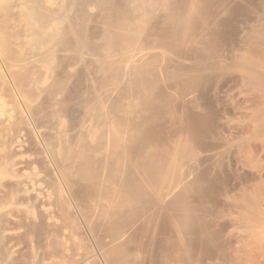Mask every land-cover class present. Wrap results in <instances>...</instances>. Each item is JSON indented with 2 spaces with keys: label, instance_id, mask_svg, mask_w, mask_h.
I'll return each instance as SVG.
<instances>
[{
  "label": "bare ground",
  "instance_id": "6f19581e",
  "mask_svg": "<svg viewBox=\"0 0 264 264\" xmlns=\"http://www.w3.org/2000/svg\"><path fill=\"white\" fill-rule=\"evenodd\" d=\"M18 1L21 7L26 8L27 16L34 24L33 26L27 24L32 27V32L35 29L32 34L28 26L31 32L29 35L32 37L37 34L35 27L43 29L53 27L54 22L61 19L49 16L52 11L46 7L47 0ZM86 1L82 0V4H86L84 3ZM234 1L95 0L94 5L103 16L99 20L103 19L102 25L106 27L103 38L106 36L110 42L109 52L107 54L100 52L96 56L94 53L100 47H91L90 40L88 43V38L85 39L87 33L84 32L88 20L92 21L90 13H87L86 6L84 10L79 0L67 1L70 10L71 8L78 10L77 12L75 10L74 14L76 16L78 13V17L73 15L76 21L74 25L73 21H70L73 26L68 24L71 29L66 32L65 23H70L67 18L72 17L74 13L72 11L71 16L68 15L66 18L70 11L66 5L67 14L60 20L64 22L66 30L65 27L62 29L65 30L67 37L70 33V37L80 47L79 50L90 53L76 52L79 55L71 57L80 61L79 66L84 64L86 67L87 62L93 63L99 74L97 81L94 79L96 81L94 89L91 86L92 103L88 100L91 107L83 109L81 113L83 119L79 124L78 121L76 123L74 116L77 108L70 106H68L70 109L62 108L63 105H59L55 93L48 97L47 108L43 99V102L40 100V104L36 103V99L27 100L23 106L30 110L33 120L31 116L30 119L32 123L35 122L40 138L38 142L34 136L33 143H30L28 137L32 138L30 135L33 131L23 128L24 126L21 128V124L17 126L18 121L14 119L17 115H13V123L12 115L9 117L12 110L7 108L8 111L6 109L5 112L4 106H0V264L12 263L9 258L12 247L10 239L13 238L10 226L17 224L16 221L20 219L21 215L16 214L19 209L21 212L22 208L38 211L40 209L41 215L44 212V216L48 214L49 217L59 212L65 220L74 213L72 212L74 209L70 213L67 199L62 197L58 182H61L69 198L76 205L75 208L77 207L85 229L96 247L95 253L84 243V246L93 252L77 254L78 243L75 242V235L63 231L60 233L58 232L60 228L56 229L57 224L54 225L53 231L57 233L52 235L53 243L50 246L54 255L66 264H94L95 261L102 264H213L217 260H224L225 263L226 251L230 246L226 241V225L218 208L222 206L223 201L229 199L233 188L244 186L252 179L247 169L248 161L251 160L248 142L254 135L264 132V103L256 114L251 115L252 124L249 123L252 129L250 128L248 133L244 132L247 134L239 136L235 131L236 135H231V138L225 135L227 139L222 129L219 130L220 126L215 121L213 108L207 102V96L220 89L219 86L226 85L228 81L256 86L264 91V16L259 20L252 14L256 8H252L254 9L252 11L250 8L251 14L246 15L244 20L243 18L238 20L233 17L235 13L231 9ZM14 2L13 4L9 2V6L11 4L16 6V1ZM13 13L12 10L9 11L10 15ZM259 14L261 15V12ZM252 19L256 20V24L250 26ZM95 20L94 22L97 21ZM89 24L87 25L90 26ZM40 34L41 32L38 36ZM63 35L62 32L60 36ZM0 36L3 39L2 34ZM57 36L58 29H55L43 42L49 43L48 38L55 39ZM38 38L41 37L34 40ZM101 39L100 41H104ZM43 42L41 40L40 43ZM55 42L58 45L60 43L59 40V43ZM0 44L4 46V43ZM55 44L51 47L46 44L41 49L40 57L43 61L40 68L44 71L42 75L38 73V76L42 79L33 74L36 77L34 83H37L36 90L39 96L43 93L46 96L47 91L55 92L52 90L54 82L56 80L55 83L60 82L56 77L55 81H51L53 86L50 84V71L45 66L54 54L60 55L56 54L58 48H55ZM74 44L71 43L69 46L73 47ZM6 45L4 46L6 48L1 49V52H4L2 54L10 51L8 49L10 44L7 45L8 48ZM254 52L260 55L259 58L253 56ZM8 53L4 58L9 56ZM33 53H36L35 50ZM71 54L69 53V56ZM37 59L39 58H33L36 61ZM55 60L57 62V59ZM7 64L9 68L7 66L6 68L10 70L18 66L16 62H11V59ZM66 64L69 65L68 62ZM73 65L77 66L75 63H72ZM54 66L51 70L55 69ZM89 67L88 70L92 66ZM37 68L34 70L38 71ZM65 69L67 72V68ZM79 69L80 67L76 70ZM15 72L14 70L12 75H17ZM79 74H82V71ZM65 75L64 73L63 78L68 83L72 76ZM78 77L80 78L79 75ZM65 81L61 83L64 84ZM48 82L51 87H48ZM31 85H29L31 90L23 88L28 94L26 91L22 92L23 89L21 92L26 95L20 91L17 93L23 95L25 99L32 98L31 94L36 91L32 93L34 84ZM62 89L63 86L57 91L61 90L62 93ZM28 91H31V94ZM63 91L66 93L64 89ZM80 92L76 91L77 94ZM72 93L74 95V92ZM88 94L89 92L87 96ZM66 95L68 98L72 96H68L70 93ZM66 95L60 96L65 100ZM87 99L89 98L82 101L85 105ZM214 99L212 101H216ZM64 100L61 101L65 105ZM74 100L76 99H73L75 103ZM41 102L44 108L38 106L42 105ZM192 105L196 109L207 110V113L191 111ZM80 106L82 107L81 103ZM81 107L78 106L80 109ZM7 112L9 116L5 115ZM89 114H92L94 122L86 128L84 117ZM177 115H180V118H177ZM65 119L71 121L69 122L71 126L67 127L69 129L65 128ZM13 125L21 129H16ZM30 126L31 124L29 128ZM36 126L34 125V128ZM50 165L56 168L58 182L51 180L53 177L47 175L51 170L48 168ZM45 167L49 172L45 173ZM237 174H241V177L236 183L234 181L237 178L234 179L235 185L231 187L229 181ZM261 178L258 177L260 181ZM234 183L231 182L232 185ZM250 183L254 184L252 180ZM260 184L258 182V187L262 186ZM262 188L258 190L261 191ZM260 193V196H264V192ZM256 194L257 192L244 195L241 203L247 212L246 215L257 224L253 231L259 232L262 239L264 205L258 201ZM207 203L208 206L211 205L209 208H206ZM28 218L30 220V217ZM75 233L73 231V234ZM48 234H51L49 230ZM85 235L84 238L81 237L85 239ZM257 237L260 239V236Z\"/></svg>",
  "mask_w": 264,
  "mask_h": 264
},
{
  "label": "rangeland",
  "instance_id": "374dc122",
  "mask_svg": "<svg viewBox=\"0 0 264 264\" xmlns=\"http://www.w3.org/2000/svg\"><path fill=\"white\" fill-rule=\"evenodd\" d=\"M14 1H16V6H15V4H14V6L12 5L13 3H15ZM67 1L68 0H47V2H46V7L47 8H49V10H51L52 12H50V14H49V16L52 18V16H53V18L55 17V18H59V17H61V19L63 18L64 19V17L66 16V12H67V9H68V7H69V9L68 10H70V4L69 3H67ZM83 1H86V0H83ZM88 1V0H87ZM84 2V3H86V4H92V6L89 4L88 6L86 5V4H82V0H79V2H81V4L83 5V7H84V10L87 8V13H90V17L92 18V21H91V19H89L88 20V22H87V24L88 23H90L89 25L90 26H88L87 24H86V26H85V33H87V36L86 35H84V37H85V39L86 38H88V43H89V40H90V46L92 47V46H94V47H100V48H98V50H99V52H93L94 54H95V56H96V54L97 55H99V53L100 54H107L108 52H109V48H110V42L108 41V39H106L107 37L105 36V39L103 38V36H104V30H106V27H104V25H102L104 22H102L103 21V19L102 20H99V18L101 19V18H103V16H101L100 14H99V11L100 10H97V9H99L97 6H95L96 4H95V2H93V1H95V0H90L89 2ZM92 1V2H91ZM235 1H236V3H235ZM234 2H232V4H231V9L233 10V12L235 13V15L233 16V17H236L238 20H241L242 18V20H244V18L246 19V15L248 16V15H250L251 13V11L252 10H254V9H252V8H256L255 10H256V13H254V11L252 12V14L253 15H255L256 16V18H259V20L260 19H262V17L264 16V0H245V1H241V0H235ZM9 2L10 3H12L11 4V6H9L10 4H9ZM70 2V1H69ZM243 4H242V3ZM244 2H245V4H244ZM252 2V3H251ZM95 4V5H94ZM66 5H68V7L66 6ZM252 5H254L253 7H252ZM259 5V7H257V6ZM18 6V7H17ZM85 6H86V8H85ZM262 6V7H261ZM8 7H10V9L8 8ZM14 7V8H13ZM66 7H67V9H66ZM97 7V8H96ZM260 7H261V9H260ZM251 8V9H250ZM56 9V11L58 12V13H56V11H53V10H55ZM248 9V10H247ZM249 9L251 10V11H249ZM11 11L12 10V13L14 14V16H13V14L12 15H10L9 14V11ZM21 11V14L20 15H18V13ZM76 10V12L78 11L77 9H75ZM75 10H73L72 8H71V10L70 11H68L69 12V14H67V16H66V18L67 17H69L68 15H70L71 16V14H72V11L74 12L73 14H72V17H70V18H67L68 20H69V22L72 20L73 21V23L72 22H70V23H65V25H67L66 27H67V30H66V27L64 26V22H60V20L59 21H55L54 22V24H53V27L51 26H49L48 28H45V29H43V28H41V27H35L36 28V33L37 34H35V35H33V36H35V37H32V35L30 34L29 35V33H31L32 32V27L30 26V25H27V24H31L32 26L34 25L33 24V22L31 23V21H30V19L28 18V13H27V11H26V8L25 7H21L20 6V2L18 1V0H0V29L2 30H0V34H2V38L3 39H1V36H0V41H2V40H4L3 42H0V43H4V46L8 43V44H10L9 45V48H8V44L6 45L7 46V48L10 50V51H7V50H4L5 52L7 51V52H9L8 53V57L7 58H4V56L6 57L7 55V52L5 53V54H2V53H4V52H1L2 50H3V48L2 47H4V46H2L1 44V48H0V102H1V104H0V106L1 107H3L4 106V109H5V112H6V109L8 108V109H11V110H9V111H11V112H9L10 113V116H9V113L7 112L5 115L6 116H9V117H11V115H12V117H11V121H13V115L15 116V115H17V116H15V120L17 119V121H18V123H16V125L18 126V125H20L21 126V128L23 127V128H26L27 130H31V131H33V132H31V135H30V137H32V138H29L28 137V139H30L29 141H30V143H33V140L35 139V140H37L38 142L40 141L39 139V135H38V130H37V126H36V124H35V122L34 123H32V120H33V118H32V114L31 113H29L30 112V110L28 109H26L24 106H23V104H24V102H26L27 100H34V99H36L35 101H36V103L37 104H40V100L42 101V99L44 100V106H45V104H46V108H47V106L49 105V100H48V97L49 96H51V95H53L54 93H55V95L54 96H56V98L59 100V102H60V104L59 105H63V107L62 108H64L65 107V109L66 108H69L68 106H70V108H77L76 110H75V118H76V123H77V121H78V123L80 124V120H82L83 119V114H81L82 113V111H83V109L85 108V109H87V107H91V104H89V101L88 100H90L91 101V103H92V95H93V93H90V91H92L93 92V90H92V88H91V86L93 87V89H94V84H96V79H98L97 78V75H99L98 73H97V69H96V66L93 64V63H90V62H87V64H86V67H87V65H88V63H90L89 65H88V67H87V69H85L86 67H84L85 65L84 64H82L81 66H79L80 65V61L79 60H74V57H71V56H76V55H79V53H83V51L84 50H82L81 51V49L79 50L78 48H80L79 46H77L76 45V41H74V39L72 38V37H70V33H68V37H70V38H68L67 36H66V32H69V29H71V27L74 25V21H76V19H75V17H78L77 15H78V13H77V15L75 16L74 14L76 13L75 12ZM237 10V11H236ZM258 10H260V11H258ZM63 11V12H62ZM16 12V13H15ZM261 12V15L259 14ZM22 13H23V15H22ZM26 15H25V14ZM54 13V14H53ZM61 13H64V14H61ZM91 13L94 15V16H96V15H98L97 17H93V15H91ZM95 13V14H94ZM101 14H102V12H100ZM241 13V14H240ZM15 14H16V16H15ZM60 14V15H59ZM75 17H74V16ZM10 16V17H9ZM100 16V17H99ZM255 16H253V17H255ZM27 17V18H26ZM74 17V19H72ZM98 18V19H97ZM255 18V19H256ZM97 21H96V20ZM253 20L249 25L250 26H253V25H255L256 24V20ZM94 20L96 21V22H94ZM102 23H101V22ZM232 21V20H231ZM255 21V22H254ZM27 22H30V23H27ZM92 22V23H91ZM73 25H72V24ZM233 23V22H232ZM68 24H70V26H68ZM92 24V25H91ZM28 26H29V28H31L30 30H31V32L29 31V28H28ZM232 26V25H231ZM65 27V30H66V32H65V30H63L62 28H64ZM69 27V28H68ZM104 28V29H103ZM55 29H58V36L57 37H55V39L53 38V39H51V38H48L47 39V42L49 41V43H46V42H43V40H44V38L46 39L47 37H49V34L50 33H52ZM29 31V32H28ZM35 31V29L33 30V32ZM33 32H32V34H33ZM41 32V34L39 35L41 38H38L37 40H34L36 37H39L38 36V33H40ZM63 32V34L66 36L65 38H63L64 37V35L63 36H60L61 35V33ZM65 32V33H64ZM249 32H251V31H249ZM84 33V34H85ZM105 35H107V32L105 31ZM89 36V37H88ZM101 36V37H100ZM60 37H62L63 38V40H64V43H63V40H62V38H60ZM90 38V39H89ZM99 38V39H98ZM100 38H102L101 40H103L104 39V41H100ZM40 39V40H39ZM71 39H73V40H71ZM93 39L95 40V41H93ZM41 40H42V42L43 43H40L41 42ZM58 40H59V42H58ZM68 40H71V41H73V42H71L72 44L73 43H75L74 44V46H76V47H72V46H69V45H71V43L68 41ZM87 40V39H86ZM7 43H6V42ZM39 41V42H38ZM45 41V40H44ZM55 41H57V43H59V45H61V46H59L58 44H55L56 42ZM31 42V43H30ZM35 43V44H33V43ZM62 42V43H61ZM66 42V43H65ZM100 42V43H99ZM103 42V43H102ZM107 42V43H106ZM28 45H27V44ZM33 44V45H31L30 47H33L34 48V50H35V54L33 53L34 52V50H33V48L32 49H30V47H29V45L30 44ZM98 43V44H97ZM102 43V44H101ZM37 44V45H36ZM46 44H48V46L49 47H51L52 46V44L54 45L55 44V48L57 49L58 48V50H57V53L56 54H60V55H55L54 54V56L53 57H51L48 61V63H46V65L45 66H47V68H48V70L50 71V76H51V79H50V81L49 82H53V80L54 79H56V77H57V79L59 80L60 79V82H57V83H55L54 82V86H53V83L51 82L50 84H52V90L54 91L55 90V92H53V93H51L50 91H49V93H48V91H47V95L45 96V94L43 93V94H41L40 96L38 95V91L36 90V84L37 83H34L35 82V80H36V77H38V78H40V79H42L41 77H39L38 76V73H41V75H42V73H43V71L44 70H42L41 68H40V65H41V62L43 61V59H42V57H40L41 56V49L43 48V46L44 45H46ZM68 44V45H67ZM100 44V45H99ZM13 45V46H12ZM56 45H58L57 47H56ZM67 45V46H66ZM96 45H98V46H96ZM11 46V47H10ZM62 46H64V48H65V52H66V54H64L65 52H64V48L62 47ZM54 47V46H53ZM59 47H60V49L61 50H59ZM63 48V51H62V48ZM4 48H6V47H4ZM13 50H12V49ZM29 48V49H28ZM77 50H76V49ZM96 48V49H97ZM102 48V49H101ZM104 48V49H103ZM2 49V50H1ZM17 51H16V50ZM67 50V51H66ZM70 50H72V52L70 51ZM74 50V51H73ZM76 50V51H75ZM16 53H15V52ZM29 51H33V52H29ZM58 51H60V52H58ZM12 52V53H11ZM37 52H38V54H37ZM67 52H68V54H67ZM76 52H79V53H76ZM85 52H86V54H90V53H88L89 51H84V53L83 54H85ZM15 53V54H14ZM33 53V54H32ZM69 53H72L70 56H69ZM256 52H254L253 53V56H255V57H257V58H259V56L260 55H258V54H255ZM74 54V55H73ZM76 54V55H75ZM93 54V55H94ZM255 54V55H254ZM12 55V56H11ZM11 56V57H10ZM14 56H16L17 58H15ZM10 57V58H9ZM13 57V58H12ZM39 58V59H37V61L36 60H33V58ZM57 57V58H56ZM60 57V58H59ZM71 57V58H70ZM77 57V56H76ZM75 57V58H76ZM7 59H8V61H7ZM9 59H11V62H16V64L18 65L14 70L17 72H15V74H17V75H12V74H14V70L12 71V70H10V69H7V68H9L8 67V64L6 65V63H8L9 62ZM52 59H53V61H52ZM55 59H57V62H56V60ZM63 59V60H62ZM66 59V60H65ZM13 60V61H12ZM39 60H41V61H39ZM73 60H74V62H73ZM7 61V62H6ZM33 61H35V62H33ZM71 61H72V63L74 64H77V66H72V63H71ZM79 61V63H77ZM56 62V63H55ZM68 62V64L69 65H67L66 63ZM50 63H53V64H50ZM55 63V64H54ZM58 63V64H57ZM60 64V65H59ZM71 64V65H70ZM35 65H37V66H35ZM49 65H51V66H49ZM55 65V66H54ZM92 66V67H95V68H92L91 67V69H92V71H91V69L90 70H88V68H90L89 66ZM6 66H7V68H6ZM39 66V67H38ZM49 66V67H48ZM55 67V69L57 70V71H55V69L54 68H52V70H51V67ZM57 66V67H56ZM65 66V67H64ZM66 66H69V67H66ZM71 66V67H70ZM35 67L38 69V71L37 70H34L35 69ZM62 67V68H61ZM80 67V69L77 71L76 69H78V68ZM65 68H67V72H65L66 71V69ZM84 68V69H83ZM53 69H54V71H53ZM95 69V70H94ZM42 70V71H41ZM74 70H75V72H74ZM84 70H85V72H84ZM12 71V72H11ZM37 71V72H36ZM81 71H82V74H79V72L81 73ZM95 71V72H94ZM36 72V73H35ZM54 72V73H53ZM76 72H78V73H76ZM64 73L66 74L65 76L67 77L68 75L67 74H71V75H69L70 77L72 76V78H70V80L68 79V83H66V79L64 80ZM84 73H86V74H84ZM33 74H35L36 75V77H34L35 75H33ZM73 74V75H72ZM75 74V75H74ZM90 74V75H89ZM96 74V75H95ZM237 74H239V72H237ZM40 75V74H39ZM40 75V76H41ZM57 75V76H56ZM63 75V76H62ZM80 76V78L78 77L77 78V76ZM84 75V76H83ZM93 75V76H92ZM75 76V77H74ZM81 76H83V78L81 77ZM16 77H17V79H16ZM53 77H55V78H53ZM60 77V78H59ZM94 77V78H93ZM99 77V76H98ZM10 78V79H9ZM34 80H33V79ZM69 78V77H68ZM74 78V80L72 81V79ZM64 80L65 81V83L64 84H62L63 82H62V80ZM81 79V80H80ZM84 79V80H83ZM96 81H95V80ZM18 81L17 83L15 82V81ZM33 80V81H32ZM78 80H79V83H78ZM12 81V82H11ZM20 81V82H19ZM85 81V82H84ZM87 81V82H86ZM30 82H32V83H30ZM37 82V81H36ZM49 82H48V87H51V85L49 84ZM62 82V83H61ZM232 84H231V83ZM228 81V82H226L227 84L225 85V84H223V86H224V88H223V86H219V88L220 89H216V90H214V92H212L211 93V95L209 94L208 96H207V102H208V104H210L209 106H211L212 108H213V112L215 113L214 114V117H215V121H216V123L218 124V126H220L219 127V130L220 129H222V132L224 133H222L224 136L226 135H228V136H230V137H228V138H231V135L233 136L235 133L237 134V135H239V136H241V135H245V134H247L248 133V131H250L252 128H251V124H252V122H251V120H250V118H251V115H253V114H256L257 112H258V110H259V108H260V106L264 103V91L262 90L261 91V89H259V88H257L256 86H249V85H243L242 83H240V82H238V83H236V81ZM61 83V84H60ZM87 83V84H86ZM230 83V84H229ZM32 84V85H31ZM33 84H34V89H32L33 91H32V93L33 92H35L36 91V93H34L35 95H38V96H35L34 94H31L30 92L31 91H28L31 95V97L32 98H26L25 99V97L23 98L22 96L23 95H20V94H18L17 92L18 91H22V89L25 87V88H29V85H31V86H33ZM59 85L58 86V88H57V85ZM76 84V85H75ZM92 84V85H91ZM68 85V86H67ZM71 85V86H70ZM30 86V87H31ZM61 86H63V89L66 91V93H63L64 91H63V89H62V93H60L61 92V90L58 92L57 90H59V89H61ZM66 86H67V88H66ZM70 86V87H69ZM77 86V87H76ZM78 86L81 88V90H79L80 88H78ZM20 87V88H19ZM57 88V89H55V88ZM67 89H65V88ZM69 87V88H68ZM222 87V88H221ZM251 87V88H250ZM71 88V89H70ZM254 88L255 89H257L256 91L254 90ZM69 89V90H68ZM73 89V90H72ZM85 89V90H84ZM88 89V90H87ZM222 89V90H221ZM29 90H31L30 88H29ZM49 90H51V89H49ZM51 90V91H52ZM84 90V91H83ZM218 90H219V92H218ZM225 90V91H224ZM26 91V89H23V91L22 92H25ZM57 91V92H56ZM68 91V92H67ZM70 91H72V92H74V95H72L73 93L72 92H70ZM76 91L77 92H80V91H83V92H80V93H76ZM85 91H86V93H85ZM89 92V94H88V96H87V93ZM255 91V92H254ZM3 92V93H2ZM21 92V93H22ZM46 93V92H45ZM51 93V94H50ZM70 93V95H68V96H71V98H68L67 97V95L66 94H69ZM81 93H82V95H83V97H82V95H81ZM219 93V95H217V94ZM4 94V95H3ZM22 94H24V95H26V94H28L27 93V91H26V94L25 93H22ZM50 94V95H49ZM77 94V95H76ZM92 94V95H91ZM20 97H19V96ZM34 95V96H33ZM63 95V96H65L66 95V97H65V100H64V97H61V96ZM90 95V96H89ZM42 96H44V98L42 97ZM74 96V97H73ZM27 97V96H26ZM37 97V98H36ZM42 97V98H41ZM77 97H78V99H77ZM82 97V98H81ZM209 97V98H208ZM216 97V98H218V99H214V98ZM20 98V99H19ZM41 98V99H40ZM66 98H67V100H66ZM76 99V100H74V101H76L75 103L73 102V99ZM85 98H89V99H87L86 101H85V103L87 104V105H85L84 104V102H82L83 101V99H85ZM214 100H216V101H212L213 99ZM63 99L64 100V102H66V106L63 104V102L61 101V100ZM70 99H71V101L74 103H71V101H70ZM79 99H81V100H79ZM209 99V100H208ZM22 100H24V101H22ZM218 100V101H217ZM2 101H3V104H2ZM47 103H46V102ZM211 101V102H210ZM23 102V103H22ZM43 102V101H42ZM41 102V103H42ZM62 102V103H61ZM69 104H68V103ZM82 104V107L80 106V103ZM213 102V103H212ZM216 102V104H214ZM223 104H222V103ZM78 103V104H77ZM48 104V105H47ZM6 105V106H5ZM61 105V106H62ZM74 105H76V106H74ZM79 107H81V109L80 108H78V106ZM226 105H228V106H226ZM38 106H40V107H43L44 108V106H43V103H42V105H38ZM61 106H58V107H61ZM74 106V107H73ZM85 106V107H84ZM69 108V109H70ZM190 108H192L191 109V111L193 110V111H198V113L200 114V112H201V114L204 112V111H206V113H207V110H204V109H196L195 107H194V105H192V107H190ZM194 108V109H193ZM214 108H216V109H214ZM230 108V109H229ZM8 109H7V111H8ZM28 111H26V110ZM81 110L80 111V113H79V110ZM89 109V108H88ZM219 110V111H218ZM251 110H252V112H251ZM23 111H24V114H23ZM196 111V112H197ZM200 111V112H199ZM26 112V113H25ZM195 112V113H196ZM12 113V114H11ZM29 113V114H28ZM205 113V112H204ZM203 113V114H204ZM31 114V115H30ZM249 114H250V116H249ZM82 115V116H81ZM91 115V116H90ZM217 115V116H216ZM220 115V116H219ZM24 118H23V117ZM30 116H31V118H32V120L30 119ZM180 115H177V118H180L179 117ZM219 116V117H218ZM249 116V117H248ZM26 117V118H25ZM84 118H86V119H84L85 120V122H86V128H88L89 127V125H92V123L94 122V121H92L93 120V117H92V114H89L87 117L85 116ZM20 119V120H19ZM26 119V120H25ZM79 119V120H78ZM217 119V120H216ZM21 120H22V122H21ZM219 120V121H218ZM29 121V122H28ZM74 121V122H75ZM25 122H26V125H25ZM28 122V123H27ZM71 121H70V119L67 121V119H65V128H67V127H70L71 126ZM220 122V123H219ZM222 122V123H221ZM229 122V123H228ZM251 124H250V123ZM13 123H14V121H13ZM22 123L24 124V125H22ZM31 124V126H30V128L32 127V129H30L29 128V125ZM36 126L35 128H34V125ZM70 124V125H69ZM225 126H224V125ZM249 124V125H248ZM16 125H13L15 128H16ZM28 125V127H26ZM179 125H181V121L179 120ZM233 125V126H232ZM235 125V126H234ZM247 125V126H246ZM251 125V126H250ZM78 126V124L76 125V127ZM225 128H224V127ZM250 126V127H249ZM221 127H223L224 128V130L226 131H224L223 130V128H221ZM18 128V127H17ZM16 128V129H17ZM21 128H18V129H21ZM245 128V129H244ZM249 128V129H248ZM251 128V129H250ZM67 129H69V128H67ZM247 129V130H246ZM37 130V131H36ZM221 131V130H220ZM236 131V132H235ZM28 132V131H27ZM30 132V131H29ZM235 132V133H234ZM244 132H247V133H244ZM225 133H227V134H225ZM233 133V134H232ZM242 133H244V134H242ZM262 133H264V132H259L258 133V135H254L250 140H249V144H248V147L247 148H249L248 150H249V152H250V155H251V158H250V155H249V160H250V162L248 161V167H247V169H249L248 170V172H250V175L252 176L251 178V180H252V182H254V184L253 183H250L251 182V180H249V183H250V185H252V186H254V187H252V186H250L249 185V183L247 182L246 184H244V186L243 185H241V186H237L235 189L233 188L232 189V191L233 192H231V194H230V197H229V199H227V200H225V201H223L221 204H222V206L220 205V209L218 208V211H219V213H220V216H221V218H222V221L224 222V224L226 225V230H227V233H226V235H227V239H226V241H227V243L229 244V246H230V248H229V250L228 251H226L227 253H226V260H225V263H224V260H217L216 262H213V264L214 263H216V264H264V230L263 231H261L262 233V239H261V235H259L260 233L259 232H255V231H253V229H254V227L257 225L256 223H255V221H253V219H251V217H248L246 214H247V212H246V210H245V208H243V204L241 203V198L244 196V195H247V194H249V193H256L257 192V197H258V201L259 202H261L263 205H264V202H262V201H264V196H260L261 195V191L262 192H264V186H263V184H264V177H262V176H264V135H262ZM28 134V136H29V133H27ZM235 134V135H236ZM257 134V133H256ZM34 136H35V138H34ZM225 136V138H227ZM39 138V139H38ZM227 138V139H228ZM251 149V150H250ZM253 149V150H252ZM254 153V154H253ZM252 162V163H251ZM47 166V165H46ZM48 168H50L51 170H50V172H49V169H47V167H45L44 168V171H45V173H46V171L47 172H49V174H47V175H49V176H51V177H53V179L51 178V180H56L57 182H58V174H57V171H56V168H55V166H53V165H50V166H48ZM56 171V172H55ZM252 171V172H251ZM238 172V171H237ZM237 172H235V174L237 173ZM50 173H53L52 175L50 174ZM240 173V172H239ZM252 173H253V175H252ZM259 173V174H258ZM259 175V176H258ZM54 176H55V178H54ZM254 176V177H253ZM240 177H241V174H237V175H235V177L231 180L230 179V181H229V183H230V186L231 187H234V185H235V183L237 182V180L238 179H240ZM258 177H262L261 179L263 180H259L258 179ZM49 180H50V178L49 177H47ZM57 178V179H56ZM237 178V179H236ZM234 179H236L235 181H234ZM255 181H254V180ZM235 183H234V182ZM231 182L232 183H234L233 185L231 184ZM258 182H259V184L261 183L262 184V186H260V187H258L259 185H258ZM58 184V186H59V188H60V190H61V194H62V197L66 200V202H67V204H68V208H69V211H70V213H72V212H74V213H72V215H71V217H69V219L67 220H65V218H62L61 217V215H60V213L59 212H53L54 214H51L52 215V217H49L48 216V214H46L45 216H44V212L42 213V215H41V210L39 209V211L38 210H36V209H33V210H28V209H25V208H22V212H21V210L19 209L18 211H17V215H21L19 218L20 219H18L17 221H16V223L17 224H15L14 223V225L12 226H10L11 227V230H12V233H14V234H12L11 233V237H13V238H11L10 239V241H11V250H10V260H12L11 262L12 263H14V264H56V262H58L57 264H66L64 261H60V259L59 258H57V256L56 255H54V253H53V251H52V249H51V244L53 243V238L51 239V237H53L52 235H54V234H56L57 232H54L53 230V228H54V225H56L57 224V227H56V229H58V228H60V230L58 231V232H65V233H67V234H71V235H75L74 237H75V242H76V244H77V248H78V250H77V254H82V253H85L86 251H91V250H94V249H96V247H95V245H94V242H93V240L91 239V236H90V234H88V232H87V230L85 229L86 227H85V224H84V222H83V220L81 219V217H80V214H79V212H77L78 210H77V207L75 208V206L76 205H74V202L71 200V198H69V196H68V194H67V192L64 190V188H63V186H62V184H61V182H58L57 183ZM257 184V185H256ZM260 184V185H261ZM245 185H248V186H245ZM256 186V187H255ZM238 187L239 188H242V189H238ZM263 187V188H262ZM246 188H247V190H246ZM260 188H262L263 190H258V189H260ZM253 191H252V190ZM248 190H250L248 193H247V191ZM255 190H256V192H255ZM239 191V192H238ZM236 192V193H235ZM231 195H232V197H231ZM263 195H264V193H263ZM69 200V201H68ZM257 201V202H258ZM227 203V204H226ZM211 205L209 204V206H208V203L206 204V208H209ZM234 206V207H233ZM241 206V207H240ZM241 208V209H240ZM250 208H251V206H250ZM74 209V210H73ZM73 210V211H72ZM242 210V211H241ZM244 210V211H243ZM72 211V212H71ZM241 212H242V215H241ZM59 214V215H58ZM75 214V215H74ZM244 214V215H243ZM30 215V216H29ZM41 215V216H40ZM55 215V216H54ZM47 216V217H46ZM57 216V217H56ZM76 216H78V217H76ZM25 217H27V218H25ZM28 217H30V220H29V218ZM58 217H60V218H58ZM244 217V218H243ZM22 218V219H21ZM64 219V220H63ZM76 219V220H75ZM70 220H71V222H70ZM32 221V222H31ZM35 221V222H34ZM76 221H77V223H79L78 225H77V223H76ZM34 222V223H33ZM55 223V224H52V223ZM64 222V223H63ZM73 223V224H72ZM21 224V225H20ZM34 224V225H33ZM41 224V225H40ZM59 224V225H58ZM63 224V225H62ZM68 225V226H67ZM70 225V226H69ZM21 226V227H20ZM35 226V227H34ZM38 226H39V228H38ZM64 226V228H61V227H63ZM251 226V227H250ZM15 227V228H14ZM51 227V228H50ZM78 227V228H77ZM249 227V228H248ZM34 228V229H33ZM248 228V229H247ZM252 229V231H251V229ZM39 229V230H38ZM62 229V230H61ZM77 229V230H76ZM78 229H79V231H78ZM263 229H264V227H263ZM48 230H49V233L51 232V234H48ZM83 230V232H81ZM251 232H250V231ZM73 231H74V233L77 231V233H75V234H73ZM36 232V233H35ZM60 232V233H61ZM69 232V233H68ZM86 232V233H85ZM83 233V234H82ZM20 234H22V235H20ZM41 234V235H40ZM47 234V235H46ZM76 234H77V236H76ZM86 234V235H85ZM252 234V235H251ZM256 234H257V236H260V239H259V237H257L256 236ZM13 235V236H12ZM84 235H85V237L87 238L88 237V239H83L84 238ZM89 235V236H88ZM80 236V237H79ZM83 238H82V237ZM253 236H255V237H253ZM48 237V238H47ZM22 238V239H21ZM78 238V239H77ZM251 238H252V240H251ZM52 240V242H51V240ZM258 239H259V242H258ZM82 240V242H80ZM84 240V241H83ZM92 240V241H91ZM256 242H255V241ZM261 240V241H260ZM51 242V243H50ZM83 243V244H82ZM84 243H86L87 245H88V247H90L91 248V250H90V248H89V250H88V247H86V246H84L85 244ZM82 246H84V247H82ZM40 247H42V248H40ZM198 248H199V246H197ZM93 248V249H92ZM45 249V250H44ZM50 249V250H49ZM87 249V250H86ZM85 250V251H84ZM43 252H44V254H43ZM51 253V254H49V253ZM79 252V253H78ZM91 252H93V251H91ZM94 252L96 253V251L94 250ZM49 255H48V254ZM199 252H197V254H198ZM46 255H48V256H46ZM11 256H12V258H11ZM54 256V257H53ZM45 259V260H44ZM10 260H8V261H10ZM17 260V261H16ZM10 262V263H11ZM37 262V263H36ZM94 262V261H93ZM11 263V264H12ZM102 264L100 261H95L94 262V264ZM3 264H5V263H3ZM92 264V263H91Z\"/></svg>",
  "mask_w": 264,
  "mask_h": 264
}]
</instances>
